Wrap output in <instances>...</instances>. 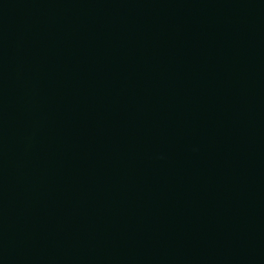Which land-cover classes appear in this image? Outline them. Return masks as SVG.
Segmentation results:
<instances>
[{
  "label": "water",
  "instance_id": "1",
  "mask_svg": "<svg viewBox=\"0 0 264 264\" xmlns=\"http://www.w3.org/2000/svg\"><path fill=\"white\" fill-rule=\"evenodd\" d=\"M0 264H264V0H0Z\"/></svg>",
  "mask_w": 264,
  "mask_h": 264
}]
</instances>
